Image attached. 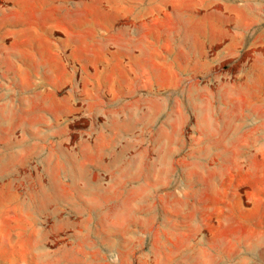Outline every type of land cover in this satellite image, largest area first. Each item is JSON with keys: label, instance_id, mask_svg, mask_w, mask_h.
<instances>
[{"label": "rangeland", "instance_id": "rangeland-1", "mask_svg": "<svg viewBox=\"0 0 264 264\" xmlns=\"http://www.w3.org/2000/svg\"><path fill=\"white\" fill-rule=\"evenodd\" d=\"M0 264H264V0H0Z\"/></svg>", "mask_w": 264, "mask_h": 264}]
</instances>
